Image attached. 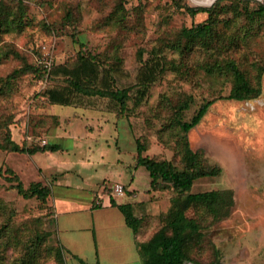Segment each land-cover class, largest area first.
<instances>
[{"label": "rangeland", "instance_id": "rangeland-1", "mask_svg": "<svg viewBox=\"0 0 264 264\" xmlns=\"http://www.w3.org/2000/svg\"><path fill=\"white\" fill-rule=\"evenodd\" d=\"M19 2L0 0L3 6L17 9ZM178 2L199 7L191 0H22L19 6V13L24 15L21 22H13L15 15H10L13 9L8 12L9 25H0V138L9 124L8 129L16 142L22 143L27 135L29 144L44 145L42 141L46 139L45 144L61 143L62 148L31 155L0 148V223L11 216L13 229L12 235L0 236V249L7 251L1 264H13L15 255L18 261L20 257H27L29 251L24 253L22 245L26 242L32 245L38 234L43 236L38 242L41 247L35 264H71L72 259V254L57 236L54 211L36 197L25 198L19 194L12 187L16 181L5 172L7 168L17 174L20 171L25 185L45 175L52 180L50 175L53 174L60 180L72 176L80 183L89 180V183L99 181L103 185L104 178L111 184L133 182L143 191L151 178L145 167L146 175L136 170L133 156L137 138L147 145L145 154L172 159L179 165L177 140L181 132L173 124L170 106L188 94L195 96L196 103L186 112V119L204 99L214 100L201 122L188 132V139L194 150L203 153L207 164L222 167L219 175L196 180L192 191L231 187L234 192V204L229 214L220 220L204 219L192 210L189 215L199 218L204 226L211 222L204 228L205 235L207 239L208 236L214 238L225 250L224 254L235 249L234 246L237 248L240 240L254 238L255 227H264V73L260 96L247 100L229 99L226 95L232 86V75L224 71H205L199 66L204 53L201 57L194 53L188 59L192 71L190 78L168 71L141 106L133 107L130 101V108L125 112L120 111L115 101L101 96L78 95L73 105L49 103L43 91L64 83L62 78H43L33 70L8 78L26 63H34L48 71L46 58L51 69L57 64L73 63L79 51V44L71 34L75 30L91 51L103 57L119 53L124 65L114 72L117 85L137 87L141 67L138 49H151L160 44L161 37H172L177 29L203 21L207 16L203 12L192 16L179 8ZM68 12L77 21L76 29L66 18ZM247 41L240 47L226 49L229 51L223 53V57L236 60L255 82L258 68L264 64V26L254 31ZM168 55L178 59L174 51H168ZM165 96L168 104L162 100ZM100 115L102 118L96 119ZM152 190L150 185V189L144 191L146 195L134 197L138 200L137 210L144 214L142 231L146 238L162 225L163 218L174 207L171 189L159 190L167 196L166 200L157 193L150 194ZM58 247L63 255L61 259L56 255ZM258 250L261 254L253 264H264V245L259 244ZM237 251L236 260L248 258L247 254L241 257V248ZM190 253L193 258L204 261H211L214 256L204 245L201 249L193 247Z\"/></svg>", "mask_w": 264, "mask_h": 264}, {"label": "trees", "instance_id": "trees-1", "mask_svg": "<svg viewBox=\"0 0 264 264\" xmlns=\"http://www.w3.org/2000/svg\"><path fill=\"white\" fill-rule=\"evenodd\" d=\"M253 2L257 4L253 5ZM21 3L22 0L19 2L18 9L0 4L1 26L9 25L8 12L12 9L14 11L10 15H15L13 22L18 20L21 22L24 16L19 13ZM178 7L184 8L192 16L201 12L206 13L207 16L203 21L177 29L172 37H161L160 44H155L151 49L143 47L138 49L141 67L137 75V87L117 85L114 72L117 67L124 65L119 53H114L112 57H103L101 53L91 51L88 43L78 37L75 30L71 34L79 44V51L73 63L57 64L48 71L41 70L34 63H26L25 67L16 68L8 78H16L27 70L39 73L43 78H62L64 83L47 87L43 91L42 95L49 103L73 105L78 95L101 96L115 101L120 111L125 112L130 108V101L133 107L141 106L150 96L153 87L168 71L175 72L176 76L190 78L192 71L189 69L188 59L194 53L201 57L203 52L204 62L199 61L201 68L212 73L224 71L232 75V86L226 95L227 98L247 100L260 96L263 93L261 75L264 73V64L258 68L259 73L257 72L253 82L246 71L237 65L236 60L223 57V53L229 51L226 49L247 44V40L254 31L264 26V4L254 0H217L210 7H193L187 2H178ZM66 18L76 29L77 21L74 16L68 12ZM168 51H174L178 59L171 58ZM209 56L211 60H208ZM162 100L168 104L166 96ZM213 102V99H204L194 109L189 119L185 118V114L196 103L194 95L188 94L183 100L170 106L174 114L173 124L181 132L177 140L179 165L172 159L145 154L148 147L140 137L137 138L134 155L136 166H143L148 170L151 178L150 185L154 190L171 189L174 192V207L163 218L162 225L146 241L140 242L143 264H185L187 261L191 264H221L222 249L211 237L208 236L207 239L205 235L204 228H207L211 222L208 226H204L199 218L189 215L192 210L199 212L204 219L211 217L217 221L223 215L229 214L230 206L234 204V192L231 188L192 191L196 180L219 175L222 171L219 164H207L203 153L194 150L188 139V132L201 122ZM8 128L9 124L5 126L6 131L0 138V148L3 150L33 154L38 151L54 152L60 148V145L55 143L29 144L27 135L24 136L22 143L16 142ZM5 172L16 181L12 187L17 189L19 194L25 198L36 197L53 211L52 189L49 184L37 180L25 185L19 173L17 174L13 169L7 168ZM108 186L109 183L104 181L102 187L108 189ZM124 188L122 186V190H125ZM111 203L123 211L127 223L135 232L143 227L144 217L136 216L130 203L118 204L114 198H111ZM11 228L10 216L2 224L0 223V236L3 238L5 234H10L13 230ZM46 232L50 234L49 231ZM42 236L43 234H38L36 240L33 238V246L28 242L22 245L24 253L28 251L29 253L27 257H20L19 261L15 255L13 264H35L37 261L35 257L39 255L41 247L38 242L42 240ZM203 245L208 251L213 252L211 261L193 258L194 255L190 253L193 247L201 249ZM6 253L4 248L0 249V264L4 261L3 257ZM56 255L62 258L60 247L57 248Z\"/></svg>", "mask_w": 264, "mask_h": 264}, {"label": "crops", "instance_id": "crops-1", "mask_svg": "<svg viewBox=\"0 0 264 264\" xmlns=\"http://www.w3.org/2000/svg\"><path fill=\"white\" fill-rule=\"evenodd\" d=\"M90 117L93 116L90 115ZM98 117L102 118V115L97 116L96 119ZM59 138H63V136H59ZM55 144H59L62 148L61 143ZM39 170L41 172V168ZM136 170L142 171L146 175L143 166H136ZM18 173L23 180L22 173L20 171ZM50 176L52 180H49L46 175L36 177V179L51 186V203L57 236L66 250L72 254L71 264H143L140 242L148 239L142 231L143 227L135 232L127 223L123 211L111 203V198H114L118 204L130 203L134 214L138 217H144V214L139 209L137 210L138 200H135L134 197L150 189V183L143 188V191L135 187L133 182L128 185L120 182L109 183L108 189H105L99 181L89 183L87 180L80 183L74 181L72 176L63 180L58 177L54 178L53 174ZM105 179L107 178L102 179V181ZM119 186L125 187V190H118ZM155 193L165 200L167 199V196H163L162 191L159 190H152L150 194ZM125 197H128V200ZM146 198L150 197L147 196ZM256 228L258 229L257 232L255 231ZM253 232L254 238L240 240L237 248L234 246L235 249H230L229 253L224 254L225 250H222L221 263H255L253 260H257L258 254H261L258 250L259 244L260 246L264 245V227H255ZM213 240L220 247L214 238ZM240 248L242 249V258L245 254L249 255L247 260L235 259L234 256Z\"/></svg>", "mask_w": 264, "mask_h": 264}, {"label": "water", "instance_id": "water-1", "mask_svg": "<svg viewBox=\"0 0 264 264\" xmlns=\"http://www.w3.org/2000/svg\"><path fill=\"white\" fill-rule=\"evenodd\" d=\"M191 1H193L195 3V5H197V6L210 7V6L214 5L217 0H191ZM255 1L264 2V0H255Z\"/></svg>", "mask_w": 264, "mask_h": 264}, {"label": "built area", "instance_id": "built-area-1", "mask_svg": "<svg viewBox=\"0 0 264 264\" xmlns=\"http://www.w3.org/2000/svg\"><path fill=\"white\" fill-rule=\"evenodd\" d=\"M45 63H46V67L50 70L51 69V64H50V61H49V59H45ZM44 144L47 142L46 141V139H43V141H42ZM118 190H120V191H122V187H118Z\"/></svg>", "mask_w": 264, "mask_h": 264}]
</instances>
